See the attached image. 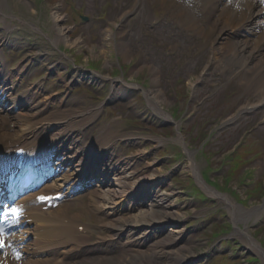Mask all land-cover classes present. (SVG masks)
Segmentation results:
<instances>
[{"label":"rangeland","instance_id":"rangeland-1","mask_svg":"<svg viewBox=\"0 0 264 264\" xmlns=\"http://www.w3.org/2000/svg\"><path fill=\"white\" fill-rule=\"evenodd\" d=\"M29 1L34 11L22 0H6L4 10L20 18H9L15 27L11 34L33 37L40 51L48 52L45 57L53 55V59L47 60L45 66L33 60V73L26 71L18 81V90L31 79L39 82V93L55 112L49 115L54 116L99 106L83 127L84 140L99 131H108L114 134V146L119 152L132 156L136 175L146 174L155 166L160 170L157 174L169 172L170 179L160 189L177 191L173 198L181 211L179 223L186 227L182 244L192 243L195 250L209 248L211 252L200 264H264L247 235L261 239L264 245V208L257 207L264 197V101H260L264 90L247 76L239 62L228 57L229 52L224 61L212 62V45L219 37L211 26L216 15H210V4L205 0ZM56 7L66 15L61 24L69 27L72 39L82 38L79 48L54 44L50 13ZM131 11L124 25L116 27L112 41L106 42L105 29L120 24L124 14ZM81 14L88 15V19L83 20ZM192 17L198 18L196 25ZM122 42L124 52L119 48ZM36 46L21 47L23 52L10 55L9 64L21 57L26 61ZM59 48L71 59L63 56ZM45 57L40 55L38 59ZM73 59L105 77L65 86L69 69L59 73L60 67L53 72L48 65L55 61L57 65H71ZM207 64L211 65L209 75L193 89ZM43 71H49L47 78L39 77ZM117 79L133 82L128 98L111 97L113 81ZM157 88L164 97L159 104L170 116L156 112L155 104L149 101ZM249 103L258 104L251 114L223 129L219 127L235 110ZM22 114L27 117L19 123L30 118V112L24 110ZM8 120L4 126L14 128L15 120ZM178 132L183 134L188 152L176 139ZM130 136L141 138L134 142L128 139ZM141 147L149 152L138 154ZM196 173L227 194L235 206L210 193ZM89 194L88 188L78 193L77 201L67 205H72V212L84 222L96 223V230L104 236L110 217L91 204ZM129 250L138 248L127 244L117 248L119 256ZM225 250L229 255L222 254Z\"/></svg>","mask_w":264,"mask_h":264},{"label":"bare ground","instance_id":"bare-ground-1","mask_svg":"<svg viewBox=\"0 0 264 264\" xmlns=\"http://www.w3.org/2000/svg\"><path fill=\"white\" fill-rule=\"evenodd\" d=\"M22 1L26 2L32 11L35 10L31 8L32 3L29 0ZM205 1L210 4L207 7L209 12L210 10L212 12L210 15H216L211 26L219 37L212 45V62L224 61L226 53L229 52L228 57L239 62V66L245 68L247 76L253 78L254 82L264 90V0ZM6 5V0H0V17L9 28V18L19 17L14 13L7 14L4 10ZM64 15L61 14L58 7L50 13L53 42L56 47L64 44L67 47L79 48L82 38L72 39L68 31L69 27L61 24L65 19L66 15ZM198 21V18L192 17L193 25H196ZM119 25L122 24L116 23L105 29L106 42L112 41L111 38ZM119 48L122 49V52L126 50L123 42ZM101 49L99 47V50ZM93 51L94 49H92ZM95 52H97L96 49ZM66 57L70 58L71 56L66 54ZM77 66L84 67L88 72L85 74L82 70L73 69L69 80L86 79L88 82H94L96 77L104 75L99 72L93 74V70L86 66ZM151 71L154 72L153 69ZM12 77L7 81H2L6 92L7 89H13L14 80ZM156 80L157 78L154 77L153 81L156 82ZM113 82H115L112 88L113 97L129 95L133 82L121 79ZM156 90L157 93L149 96V101L155 104L156 112L170 116L159 104L164 100L162 92L159 88ZM6 92V95H3L4 100H8L13 108L22 101L20 103L22 105L19 107L24 105V109L30 112L28 116L30 118L19 123L20 120H25L27 115L16 114V109L13 110L14 115L20 119H15L14 128L5 127L4 122L0 121V143L3 142L10 146L19 141L33 145L35 139H38L35 132L51 131L66 139L67 145L63 146L66 149L65 158L63 157L66 162L57 164L59 166L56 167L52 179L46 182L40 190H33L20 200V205L26 207L27 216L31 218V222L26 223L12 234L11 239L18 242L15 243L16 250H11L10 246L0 248V264H186V261L188 264H196L199 261L197 259L199 254L195 251L192 243L187 245L181 242V235L185 234L186 227L179 223L181 222L179 219L181 211L173 199L177 192L174 189L160 191L159 186L164 181V177H156L160 171L157 166L150 169L147 179H145V174L133 177L135 167L132 158L114 161V157L118 155V148L113 145L115 141L113 133L111 135L108 134V131L107 133L99 131L87 145L81 142V138L76 137L79 134L77 130L73 131V133L76 132L75 136L70 133L71 128L82 127V124L95 114L97 108L57 116L58 119L50 120L54 121V124L50 121L40 122L47 115V106L45 100L40 98L37 92L31 91L29 88L19 94L10 95ZM261 97L264 101V91H262ZM54 117L52 116V118ZM139 138L141 137H128L134 142ZM176 139L184 144V136L180 132ZM99 140L104 142L103 146L106 148H102L101 143L94 147V144ZM147 152L149 151L143 147L138 150V154L142 155ZM92 156H98L103 160V164H107L110 174V177L106 181L103 180L102 183L100 181L89 182L91 204L96 209L112 215L108 234L102 238H109L110 241L107 243L112 247L121 240L131 243L139 247L137 251L119 256L114 253L112 247L109 249L100 241L95 245L80 249L78 243L90 240L92 235L84 233V229L81 230L79 225L82 223L76 213H72L71 206L58 204L46 208L45 204L37 200L38 193H54L62 189L71 192L77 187L75 182L78 178H83L85 181L90 180L92 176L90 179L85 178L87 173L85 160ZM190 165L193 166L191 160ZM197 173L196 175H198ZM198 179L210 193L221 194L232 207L235 206V202L230 200L227 194L216 191L202 179L201 175L198 176ZM147 182L149 185L143 187L152 190L151 197L142 205L141 203L130 205L127 201H132L138 196L136 185H143ZM123 207L128 209L129 214L122 213ZM162 223L170 225L168 231L165 230L167 236L159 237L160 231L155 226ZM247 235L256 243L258 249L263 251L260 243L251 234L247 233ZM65 255L70 258H65ZM202 256L205 257L206 254L204 253Z\"/></svg>","mask_w":264,"mask_h":264},{"label":"snow or ice","instance_id":"snow-or-ice-1","mask_svg":"<svg viewBox=\"0 0 264 264\" xmlns=\"http://www.w3.org/2000/svg\"><path fill=\"white\" fill-rule=\"evenodd\" d=\"M13 212H17L18 209H12ZM3 237V229L0 228V248H3L5 246V242L4 240L2 239Z\"/></svg>","mask_w":264,"mask_h":264}]
</instances>
